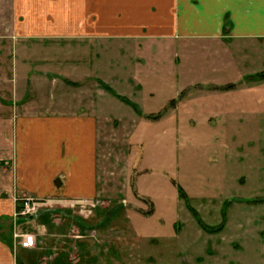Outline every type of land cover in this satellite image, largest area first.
Here are the masks:
<instances>
[{"label":"rangeland","instance_id":"1","mask_svg":"<svg viewBox=\"0 0 264 264\" xmlns=\"http://www.w3.org/2000/svg\"><path fill=\"white\" fill-rule=\"evenodd\" d=\"M67 2L0 0V99L18 107L31 104L32 108L23 113H45L55 90L61 107L83 102L86 106L93 105L100 117L96 197L75 203L38 200L40 208L35 217L18 218L24 219L20 221L21 234H30L35 243L34 247L23 248L18 261L22 264H264V202L261 201L264 199V125L239 127L237 121L233 122L237 125L201 126V121L192 118V106L195 112H219L213 97L218 96L194 92L200 85L191 92L185 86L174 90L167 80L170 85L166 87L159 77L167 74L171 83L181 84V81L176 80L174 63L164 62L165 48L156 43L160 41L158 32H151L150 43L140 48L132 46L120 58L116 51L125 47L108 45L98 53L84 43L85 38L91 37L88 33L94 31H87L86 35L80 30H30L43 15L48 16L47 21L54 20V25L59 22L56 28L66 25ZM71 3L69 22L77 24L79 0ZM150 9L152 16L157 17L158 7L152 4ZM127 11L122 8L118 14L104 13L102 23L109 27L106 23L127 22ZM96 20L93 14L86 18L90 24ZM102 33L97 38H131L126 31L108 29ZM128 33L137 36L145 32ZM238 51L235 49L233 53ZM204 57L199 55L188 63L184 61L182 71L186 78L203 80L200 84L228 86L240 71L244 74L261 71L264 47H252L247 54L223 56L222 60L211 59L208 63ZM172 59L175 61L174 56ZM96 60L100 66L98 75L115 94L102 86L101 80L80 77L78 69L89 65L93 70ZM54 66L60 68L58 72L82 81L87 91L66 94L62 87L66 79L54 73ZM135 74L145 87L136 83L126 85L130 75ZM168 89H172L170 94H166ZM240 97L231 96L225 101L240 105ZM175 98V107L161 120L149 121L144 116L160 112ZM260 99L264 104V91ZM172 179L184 189L188 202L181 199ZM24 199L30 196H22L18 206ZM187 203L205 224L219 228L224 223L222 231H204ZM149 212L152 214L148 215ZM174 232L181 234L176 240L177 260L169 250L172 247L169 238Z\"/></svg>","mask_w":264,"mask_h":264},{"label":"crops","instance_id":"2","mask_svg":"<svg viewBox=\"0 0 264 264\" xmlns=\"http://www.w3.org/2000/svg\"><path fill=\"white\" fill-rule=\"evenodd\" d=\"M51 1L55 2V0ZM152 4L158 7L157 17L152 16L150 9ZM65 7L68 22L63 27L56 28L59 22L54 25V20L47 21L48 16L43 15L38 20V24L34 26L32 24L30 30H80L86 35L87 31H94L96 32L94 34L88 33L91 37L85 38L84 43L89 47L93 46L98 53H102V47L108 45L125 47L124 50L116 51L120 54V58L122 53L128 54L132 46L139 47L150 43L151 32H158L157 39L160 41L156 43L165 48L164 62L174 63L176 80L183 84L174 81L171 83L172 80L166 74L164 77H159L162 81L164 80V83L166 82V87L173 84L174 90H178L185 86L191 92L196 88L195 86L200 85L194 92L213 93L218 96L213 97L217 100L214 102L219 105V112L213 110L209 113L201 110L195 112L194 105L192 106V118L201 121V126L209 127L212 124L221 126L228 123L231 125L237 121L239 127L248 124L264 125V104L260 99L264 91V79L257 77L264 72V66L260 69L261 71L246 74L240 71L233 82L227 83V85H236L230 90L217 89L225 87V84L207 82L200 84L203 80L197 78L188 80L186 73L182 71L184 61L188 63L189 59H195L199 55H204L208 63L211 59L222 60L223 56L247 54V50L252 47L262 49L264 47V0H79L77 23L79 25L69 22L71 0H68ZM122 8L128 10L126 13L129 15V20L123 23L117 21L114 25L106 23L109 27L104 26L105 23H102L104 13L118 14L117 12ZM108 9L111 11L108 12ZM91 14L98 20L94 24L86 22L87 16ZM108 29L117 30V32L126 31L131 38L106 40L97 38L104 35L103 30ZM128 31L145 33L134 36ZM30 42L33 43V41ZM235 49L239 51L233 53ZM87 51L91 53V48ZM173 56L175 61L172 59ZM99 67L97 60L93 70L89 68V65L82 66L78 69L81 73L80 77L82 79L96 78L107 83L101 75H98ZM52 69L56 70L54 73L66 79V82L62 81L66 94L87 91L82 81L70 75L67 76L65 72V74L58 72L57 69L60 68L57 66ZM69 71L75 70L69 68ZM137 76L138 74L130 75L126 85L133 86L136 83L143 84L145 87V83H141ZM40 78L47 79V77ZM232 79L234 78L230 80ZM171 92L172 89H168L166 94ZM235 95L241 96L240 105L236 103L232 105L225 101ZM50 98L52 100L45 113L37 114L23 113L32 108L31 104H21L18 107L6 104L5 99H0V264H18L17 258L22 255L23 248L17 244L18 241L14 240V234L21 233L20 221H24L16 217L17 201L22 199V196L48 202L75 203L94 200L97 194L99 113L96 109L94 110L93 105L86 106L83 102L78 106L72 103L61 107L57 104L58 95L55 90ZM180 235L179 232H174L169 238L172 245L169 250L172 251L176 260L179 249L176 240L181 238Z\"/></svg>","mask_w":264,"mask_h":264},{"label":"trees","instance_id":"3","mask_svg":"<svg viewBox=\"0 0 264 264\" xmlns=\"http://www.w3.org/2000/svg\"><path fill=\"white\" fill-rule=\"evenodd\" d=\"M258 78H261V79H264V72L259 74L257 76ZM101 85L104 86L107 90L109 91H112L113 94L114 91L108 87L104 82H101ZM235 87L234 84L232 85H228V86H225V87H220V88H217L218 90H230V89H233ZM117 97L121 98L120 96L117 95ZM122 100L126 101L127 103H129L132 107L135 106V104H133L132 102H129L128 100H126L125 98H121ZM177 103V99H174L172 100L164 109H162L160 112L156 113V114H145L144 116L146 117V119H148L149 121H159L161 120L163 117H165L167 115V113H169L173 107H175ZM171 183L173 186H175L177 188V190L179 191V194H180V197L181 199H183L184 201L188 202V196L186 194V192L184 191V189L175 181V180H171ZM264 202V199L261 200ZM254 202H258V201H254ZM187 206L189 207V209L191 210V212L193 213V215L195 216V218L197 219L199 225L201 226V228L208 232V233H217V232H220L222 231V227L224 225V223L221 224V226L219 228H214L212 226H209L207 224H205L202 219L200 218L198 212L192 208L189 203H187ZM20 206H18L19 208ZM152 212H149L148 215H151ZM224 222H225V219H224ZM18 264H22L20 261H18Z\"/></svg>","mask_w":264,"mask_h":264},{"label":"built area","instance_id":"4","mask_svg":"<svg viewBox=\"0 0 264 264\" xmlns=\"http://www.w3.org/2000/svg\"><path fill=\"white\" fill-rule=\"evenodd\" d=\"M40 203L38 200L24 199L22 205L17 209V218L35 217L39 213ZM30 234L15 233L14 240L18 241L17 244L22 248L34 247L35 243L32 242Z\"/></svg>","mask_w":264,"mask_h":264},{"label":"water","instance_id":"5","mask_svg":"<svg viewBox=\"0 0 264 264\" xmlns=\"http://www.w3.org/2000/svg\"><path fill=\"white\" fill-rule=\"evenodd\" d=\"M32 219V218H31Z\"/></svg>","mask_w":264,"mask_h":264}]
</instances>
